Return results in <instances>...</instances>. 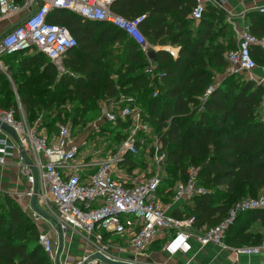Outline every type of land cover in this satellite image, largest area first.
I'll list each match as a JSON object with an SVG mask.
<instances>
[{"label":"trees","instance_id":"16d2710c","mask_svg":"<svg viewBox=\"0 0 264 264\" xmlns=\"http://www.w3.org/2000/svg\"><path fill=\"white\" fill-rule=\"evenodd\" d=\"M194 3V0H110L111 10L125 18L145 14L139 26L149 44H178L176 56L163 47L155 51V68L162 70L158 76H151L144 69L149 63L147 54L120 28L88 20L63 8L54 9L48 20L67 26L76 38V46L63 58L68 70H58L38 50H17L3 58L17 60L16 68L10 65L13 77L16 78L15 73L20 77L16 79V92L31 121L40 115L43 123L39 126L46 127L49 135L56 132L58 123H67L61 116L70 119L73 134L76 125H84L98 116L99 99L106 103L117 101L119 87L136 90L143 101V116L152 123L167 152L168 173L161 190L185 179L189 164L199 160L195 166L197 180L210 189L190 196L174 213L192 217L196 227H210L220 222L231 205L243 197L264 195V119L260 105L263 85L253 78L237 83L229 74L203 100V108L196 110L195 106L201 103L199 94L204 93L212 80L209 62L226 69L228 62L223 55L235 46V41L230 35V46L222 41L214 43L211 38L217 23L221 35H228L225 13L218 6L207 4L200 20L194 22L191 15ZM245 24L252 33L264 34V12L249 11ZM116 41L121 44L117 58L122 67L117 74L122 76L118 82L111 77L114 70L105 61L104 47L106 42ZM210 45L212 48L207 50ZM19 52L26 55L18 59L15 55ZM251 54L264 63V48L253 45ZM42 82L44 85L38 87ZM155 89L157 93L152 94ZM68 104L69 109L65 107ZM61 105L63 113L57 111ZM0 106L13 108L19 117L6 78L0 83ZM129 125V119L118 118L115 122L104 120L100 127L110 128L104 134L111 140L118 139V143L126 135L122 129ZM134 159L128 156L127 160L134 163ZM168 190L164 196L167 200L174 192ZM249 220H260L264 227V208L241 211L228 227L224 241L232 246L259 244L264 235L245 229ZM39 233L32 216L14 197L5 194L0 201V264H52L38 241Z\"/></svg>","mask_w":264,"mask_h":264},{"label":"built area","instance_id":"2783aa9c","mask_svg":"<svg viewBox=\"0 0 264 264\" xmlns=\"http://www.w3.org/2000/svg\"><path fill=\"white\" fill-rule=\"evenodd\" d=\"M194 1L191 15L195 20L202 17L207 2H216ZM109 3L110 0H24L23 3L0 0V19L19 14L0 32V68L5 66V54L17 50H38L59 70L62 69L64 56L76 46L77 41L67 26L48 20L49 14L58 8L118 27L143 51H148V41L139 26L145 14L125 18L112 11ZM259 11L264 12V5L259 7ZM253 45L264 48V35L252 33L244 24L235 46L224 53L228 72L239 70L249 73L257 67L251 54ZM150 66L148 70L151 71ZM256 82L263 85L260 105L264 110V80ZM213 87L212 84L207 87L203 100ZM125 96L119 95L120 99L127 101L124 104H118V98L110 109L102 105L101 113L95 120L115 122L118 118L129 119L130 132L113 147L104 149L100 145L84 152L82 145L86 140H77L69 123H58L56 132L49 135L29 124L21 107L17 117L13 108L0 106V122L10 125L17 136L15 139L8 132L0 136V163L17 152L19 171L31 184L27 194L32 196L37 181V199L48 208L50 203L54 206V225L60 233H78L85 239L90 248L74 264H99L100 259L92 257L96 252L109 259H117L118 254L126 250L137 254L154 238L164 236L170 229L173 235L168 241V248L173 252L188 248L187 241L194 236L201 246L212 242L229 249L236 261L243 255L264 253V237L259 244L232 246L224 241L228 227L241 211L264 208L263 194L238 200L220 222L210 227L198 228L193 224L192 217L173 212L187 198L204 192L206 188L198 182V169L192 165L187 168L185 179L175 183L171 199L164 201L161 198L159 190L167 173L166 149L154 132L152 123L144 118L142 110L130 106L133 96ZM202 108L201 102L199 109ZM138 131L151 141L145 151H140L139 139L134 135ZM22 152L29 161L24 159ZM128 156L135 157V165H130ZM116 239L124 240L125 244H115ZM38 241L49 259L55 262L58 248L50 232L41 231Z\"/></svg>","mask_w":264,"mask_h":264},{"label":"crops","instance_id":"0c3cea01","mask_svg":"<svg viewBox=\"0 0 264 264\" xmlns=\"http://www.w3.org/2000/svg\"><path fill=\"white\" fill-rule=\"evenodd\" d=\"M207 4H214L224 11L226 21L228 22L227 34L233 36L236 41L242 26L245 24L247 13L251 10H259V7L264 5V0H216V2H207L206 5ZM18 17L19 14H15L7 18H1L0 32L9 24L13 23ZM199 20L200 19H193L194 22H198ZM167 45H171L170 42L165 45H152L148 43V48H153L156 51L158 48L163 47L169 51L171 55L173 54L172 56H176L179 48L178 44H174L177 45L176 52L171 50V47ZM145 53L147 54V51ZM147 57L149 62L152 61L154 63L155 57L150 58L148 55ZM115 102L107 103L109 105L108 109L112 108V105H114ZM102 105L107 106L106 104H101L100 109H102ZM103 121L104 120H95L93 126L88 129L89 131L81 132L78 135L73 133L74 137L81 138L80 141L86 140L85 144L83 143L84 145H82L83 152L91 148H98L100 145H102L101 143H98L97 135L98 132H100V126ZM5 133L6 131L0 127V136H3ZM87 137L90 138L88 139ZM89 142L92 146L89 144ZM115 144H117V142L114 143L113 146H115ZM113 146L106 145L104 146V149ZM18 163L19 155L17 152H13L12 154L8 155L6 162L0 163V190L13 194L17 202L29 214H31L28 207L33 211L34 209L31 206V196L27 194L31 188V184L19 171ZM130 165L133 166L135 164L131 163ZM167 173L164 177L167 176ZM164 177L162 182H164ZM166 190L167 189H164V191L161 190V187L159 190L160 196L164 201H168L167 199H164ZM36 200L38 201L37 197ZM182 205L183 204H181L179 207ZM38 217H40V215H38ZM42 218L44 219L37 218L35 220L39 231H49L53 241H58L57 259L55 262L50 260L52 264H74L78 257L88 251L90 247H88V245L85 243V239L81 235L78 233L70 234V232H68L66 235H62L59 228L54 225V219H52V217L50 219L45 217ZM254 231L261 232L264 235L263 226ZM172 235L173 231L170 229L165 233L164 236H157L154 238L141 252L133 254L131 251L126 250L118 254V257H116L117 259L114 260H121L132 264H264V253L253 254L250 256L243 255L239 258V261H236L234 259L233 253L229 249L223 248L220 245L212 242L201 246L194 236H191L188 239V248L173 252L168 248V241ZM116 240L117 241H115V244H121L122 242H125L124 240L120 239ZM99 264L110 263L100 260Z\"/></svg>","mask_w":264,"mask_h":264},{"label":"rangeland","instance_id":"374dc122","mask_svg":"<svg viewBox=\"0 0 264 264\" xmlns=\"http://www.w3.org/2000/svg\"><path fill=\"white\" fill-rule=\"evenodd\" d=\"M262 35H264V34H262ZM212 39V41L215 43L216 41H222V42H224L225 44H227V46H230V39H231V36L228 34V35H226V34H223V35H221V33H220V30H219V27H218V23H217V25H216V28H215V33H214V36L211 38ZM232 40L233 41H235L234 39H233V37H232ZM171 45H167V46H169V47H171L170 49L171 50H173L174 52H176L177 51V45H174V44H172V43H170ZM121 46V44L119 43V42H106L105 44H104V47H105V52H107V54H106V57H105V61H107V63H110V65L112 66V71H113V73H111V77L116 81V82H118L120 79H121V76L122 75H120V74H117V71H119L120 69H121V67L122 66H119V60H118V58H117V55H119V53H120V51L118 50V48ZM210 48H212V45H210V46H208V47H206V49L208 50V49H210ZM150 49H153V48H150ZM149 50V49H148ZM34 51V50H33ZM171 54V53H170ZM24 55H26V53L25 52H19V53H17L16 55H15V57H17L18 59L19 58H21L22 56H24ZM173 55V54H172ZM207 57V59H208V55L206 56ZM223 58L225 59V55H223ZM115 60V61H114ZM4 61H5V66L4 67H2V68H0V83H1V81L4 79V78H6L8 81H9V83H10V86H11V89H12V92L14 93V97H15V99H16V103H17V107H18V109H19V107H21V109H22V111H23V115H24V117H25V119H26V121L29 123V124H34L35 126H36V128L39 130V131H41V130H44V131H46L47 132V129H46V127H44V126H39V124L40 123H43V118L40 116V115H38V116H36L34 119H33V121H31V119L28 117V115H27V113H26V111H25V108H24V105L22 104V102H21V100H20V97L18 96V94H17V92H16V89H15V87H16V79H19L20 77L15 73V75H16V78H14L13 77V75H14V72H12L11 70H10V65L12 64L13 66H14V68H16L17 67V60L16 59H14L13 57H7V58H5L4 59ZM256 63H257V67L252 71V72H249V73H247V72H244V71H239V70H233L232 72H228L227 71V68L226 69H223V68H221V66H215L213 63H211V62H209V67H211L212 68V73H213V75H212V80L210 81V85L212 84V85H214V86H216V85H219L220 83H221V80L222 79H225V76H227V75H231V76H233L234 77V79H235V81H237V83H243L244 81H246L247 79H250V78H253V79H255L256 81H259V80H264V63L260 60V59H258V58H256ZM150 65H153V66H150ZM149 66L151 67V71L150 70H148L149 69ZM36 68H38L39 69V66H35ZM69 68L66 66V64L63 62L62 63V71L63 70H68ZM148 73H150V75L151 76H155V75H160V73L162 72V70H159V69H156L155 68V65H154V63H148V65L146 66V68H144ZM4 77V78H3ZM258 83V82H257ZM44 85V82H42V83H38V87H42ZM238 88V86H236V88L235 89H237ZM207 89V88H206ZM154 91H157V89H155ZM154 91H153V93L152 94H154ZM205 92V91H204ZM134 93H136V94H134ZM121 94H123L124 96L125 95H128V96H133V100H131V101H129V103H130V106L132 107V108H134V109H143V107H142V100H140V97H139V95L137 94V91L135 90H133L132 92L130 91V90H128V89H122L121 87H119V95H121ZM203 95H204V93L203 94H199V99L201 100V102L203 103ZM126 97V96H125ZM120 99V98H119ZM127 101L126 100H124V98H122V99H120V100H118V104H124V103H126ZM101 104H106L107 106V108L109 107V105L106 103V101L105 100H101V99H99V105H101ZM64 105V104H63ZM63 105H61V106H59V108L57 109V111L58 110H60V112L61 113H63L65 110H64V107H63ZM198 105H200V104H198ZM67 109H69L70 108V105L68 104V105H66L65 106ZM196 107V110H198V108H199V106H195ZM62 109V110H61ZM146 112V111H145ZM47 113H49V112H47ZM99 114H98V116L100 115V113H101V110L98 112ZM53 116L55 115V114H52ZM98 116L96 117V118H94V119H92L91 121H88L86 124H81V125H76L74 128H73V133L75 134V135H78V134H80L81 132H85V131H89L88 129L91 127V126H93V124H94V121H95V119H97L98 118ZM261 117L264 119V110L263 109H261ZM61 118L63 119V120H65V121H67V123H71L70 122V119L69 118H66V117H64V116H61ZM144 118H147L146 117V115L144 116ZM56 119V121H58L57 120V118H55ZM131 126V125H130ZM130 126H128L125 130H123L122 129V131H124V132H122V133H125V134H128L129 132H130ZM108 129H110V128H100V132H98V143H101L103 146H106V145H114V143H116V141H118V139H113V140H111V139H109V136L107 135V134H104V132L103 131H106V130H108ZM93 133H95V132H93ZM135 136H136V138H138L139 140V149H140V151H145L146 149H147V147H149V145H151V141H150V139L148 138V137H145L146 135L144 134V133H135L134 134ZM88 139L90 138V137H87ZM76 139L77 140H81V138L80 137H76ZM89 144H90V142H89ZM91 145V144H90ZM92 146V145H91ZM85 147H87V146H85ZM89 149V148H88ZM198 161L199 160H195L194 162H192V163H190L189 164V166L188 167H190V166H196L197 165V163H198ZM175 176L177 177L178 175H177V173L175 174ZM203 185V184H202ZM206 189H210V188H208L207 187V185H203ZM169 189V190H168ZM173 189H174V183L172 184V186L171 187H169V188H167V190H168V192H172L173 191ZM166 190V191H167ZM5 194H8V195H10V196H12V197H14L13 196V194H11V193H7V192H5V191H2V190H0V201H2V200H4V195ZM259 194H262V193H259ZM245 197H252V196H245ZM245 197H243V198H245ZM256 197V196H255ZM36 203H37V205H39V207H41L44 211H46L51 217H52V219H55V209H54V206L53 205H51V203H50V205H49V208L46 206V205H44V204H40V203H38V201L36 200ZM28 209H29V211L31 212V216H32V218L34 219V221L37 219V218H39V219H44V218H42L41 216L40 217H36V213L31 209V208H29L28 207ZM48 222V221H47ZM50 224H51V221H50ZM263 226V224L261 223V221L260 220H249L245 225H244V228L245 229H249V230H251V231H254V230H257L258 228H261ZM125 243V242H124ZM123 242L121 243V244H124ZM54 244H55V247L56 248H58V241L57 240H55L54 241Z\"/></svg>","mask_w":264,"mask_h":264},{"label":"water","instance_id":"95a60500","mask_svg":"<svg viewBox=\"0 0 264 264\" xmlns=\"http://www.w3.org/2000/svg\"><path fill=\"white\" fill-rule=\"evenodd\" d=\"M147 55L150 58H154L155 57V50L154 49H149L147 51ZM0 127L3 128L9 134H11L15 139L17 138L14 129L10 125H8V124H6L4 122H0ZM22 155H23V157H24V159L26 161H29V158L27 157V155L24 152H22ZM36 189H37V181H35V183H34V192H33L32 196H31V206L34 209V211H35L37 216L40 215L42 217L50 219L51 216L48 213H46L45 211H43L36 203V197H37ZM92 257L100 259L101 261H104V262H107V263H110V264H132V263H128V262L121 261V260L109 259L108 257H105L104 255H102L101 253H98V252L93 253Z\"/></svg>","mask_w":264,"mask_h":264}]
</instances>
